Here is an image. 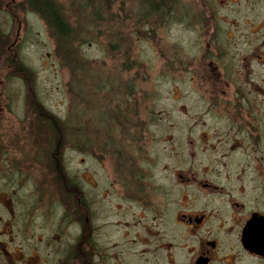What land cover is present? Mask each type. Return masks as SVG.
<instances>
[{
	"label": "rangeland",
	"instance_id": "1",
	"mask_svg": "<svg viewBox=\"0 0 264 264\" xmlns=\"http://www.w3.org/2000/svg\"><path fill=\"white\" fill-rule=\"evenodd\" d=\"M17 1L19 7L9 9L11 4L0 12V24L12 32L8 50L11 72L18 71L20 64L27 76L21 88L13 80L14 119L8 124L15 136L19 167L28 170L21 180L25 230L42 231L36 233V241L42 239L36 245L44 253L46 238L51 239L49 243L55 239L59 244L70 242L71 256L78 255L82 260L78 264H85L84 259L90 257L89 264H152L151 257L144 253L148 252L147 245L133 243L130 238L135 235V223L133 229L130 223L137 219L139 231L143 212L133 204L129 206L122 197L126 191L124 183L114 179L118 176L116 168H121L118 165H124L122 149H112L108 141L115 137L123 143L124 139L118 136L121 131L129 124L139 125L144 140L136 155L145 157L141 165L154 174L155 183H150L162 187L160 193L155 191L159 189L150 188L152 203L163 201L164 194L171 201L167 209L172 217L178 210L175 201L184 189L174 176L175 170L192 167L197 176L204 178L205 157L190 155L186 142L189 119L202 113L198 84L189 80L194 69L189 66L183 75L187 79L181 77L178 81L180 91L185 92L170 93L172 80L181 74L172 75L166 68L163 47L166 38L176 39L185 51L195 53V33L181 23L169 26L170 33L164 28L166 19L156 16L135 35V28L127 26L141 24L133 14L139 0H107L115 2L109 6L97 0L105 15L99 20L95 16L93 24L84 20L85 14L92 11L84 2L57 0L65 6L70 20L81 24L76 31L83 33L79 42L66 49L56 43L39 13L30 12L25 0ZM184 1L193 4L192 0ZM111 10L114 16H110ZM117 18L125 19L123 27ZM115 34L124 36L127 43L110 48L107 40ZM15 37H19L17 41ZM216 115L214 112L207 117ZM169 121H175V128ZM203 126L201 120L193 126L194 138ZM70 176L79 181L78 192L86 203L80 194L66 201L64 180ZM29 179L33 180L31 185ZM31 186L36 187L35 194ZM132 195L141 196L140 192ZM4 211L1 207L0 228L7 218ZM173 224L171 238L178 231ZM25 243L19 246L24 247ZM7 247L13 249L14 245ZM53 257L56 262L57 257Z\"/></svg>",
	"mask_w": 264,
	"mask_h": 264
},
{
	"label": "flooded vegetation",
	"instance_id": "2",
	"mask_svg": "<svg viewBox=\"0 0 264 264\" xmlns=\"http://www.w3.org/2000/svg\"><path fill=\"white\" fill-rule=\"evenodd\" d=\"M17 2L0 0V12L11 4L9 9L16 8ZM25 2L35 13L34 4ZM186 2L162 0L160 16L166 19L164 28L170 33L169 26L180 23L193 31L196 51H185L179 41L165 37L163 56L169 72L181 74L172 80L170 93L185 92L180 91L178 81L189 66L194 69L189 80L198 84L202 113L189 119L186 142L190 155L205 157V177L197 176L192 167L175 170L174 176L184 189L175 201L178 210L171 217L167 209L171 201L164 194L163 201L152 203L150 188L160 193L162 187L150 183H155L154 174L141 165L145 157L136 155L144 140L139 125L129 124L121 131L118 136L123 143L111 137L108 145L122 149L124 163L116 168L119 177L114 179L124 183L122 197L128 205L143 212L139 231L137 219L130 223L131 229L135 223V235L130 238L133 243L147 245L148 252L144 253L151 257L152 264H264V0ZM11 33L0 24V208L7 216L0 228V263L72 264L81 259L71 256L70 242L59 244L55 239L49 243L51 239L46 238L44 253L36 245L42 241H36V233L42 231L25 230L21 180L28 170L19 167L15 136L8 124L14 119L13 80L21 88L27 76L20 64L18 71L11 72ZM214 112L215 117H207ZM200 120L204 126L194 138L193 126ZM169 122L175 128V121ZM32 181L28 180L29 185ZM31 187L35 194L36 187ZM135 192L141 196H133ZM172 221L178 229L173 238ZM23 242L25 246L20 247ZM9 244L14 248L7 247ZM88 244L92 245L91 240ZM90 260L84 259V263Z\"/></svg>",
	"mask_w": 264,
	"mask_h": 264
},
{
	"label": "trees",
	"instance_id": "3",
	"mask_svg": "<svg viewBox=\"0 0 264 264\" xmlns=\"http://www.w3.org/2000/svg\"><path fill=\"white\" fill-rule=\"evenodd\" d=\"M28 2L30 1L31 5L34 7L33 9L35 12L39 13L41 15V18L44 20V22H47V25L50 27V31L53 32L52 36L56 40V43L58 42L60 45L65 46L66 49L73 47V43L79 42V40L82 39L83 33L81 31H76L78 29V25L81 26L79 22H72L70 20V15L68 12L65 10V6L63 3L58 2L57 0H27ZM82 3L86 4L87 6L92 9V11H89L88 13L85 14L84 20L87 23H94L95 21V16L96 18L102 19L103 16L105 15L104 10H100L98 1L101 3H106L107 6L109 4H115V2H108L107 0H81ZM139 7L136 10H133L134 16L138 17V21L141 23L139 25L134 24L135 27H130V25L127 26L129 29H134V34L137 35V33L140 30V27H142L143 24L151 23L156 16L161 15V10L160 7L162 6V0H139ZM31 6V7H32ZM110 16H114L113 11H109ZM49 14V15H48ZM108 15V14H107ZM128 16V15H127ZM117 17L118 14H117ZM74 18V17H73ZM127 18H130L128 16ZM112 19L116 20V18L112 17ZM131 19V18H130ZM124 18H117V22L120 23V27H123L122 22H124ZM92 23V24H93ZM131 31V30H130ZM105 36V35H104ZM106 37V36H105ZM111 38V39H110ZM108 41L109 47H121L122 44L127 43V40L124 36L120 35H114L113 37H110ZM74 67L80 68L82 66H77L75 65ZM137 83V82H136ZM135 89V86L133 87V90ZM133 90H130L133 92ZM141 91L140 89H138ZM60 127L63 128V125L61 124ZM65 130V128H64ZM65 181V192H66V201L70 199H75V197H78L81 195L80 192V184L79 181H77L76 177L70 176L67 180ZM80 194V195H79ZM83 198V196L81 195ZM84 201V198L82 202ZM85 202V201H84ZM83 202V203H84ZM86 203V202H85ZM87 204H85L86 206ZM87 208V207H86ZM81 223L83 221L79 220ZM76 259L79 258L78 255H75ZM80 260L75 262V264H78Z\"/></svg>",
	"mask_w": 264,
	"mask_h": 264
}]
</instances>
